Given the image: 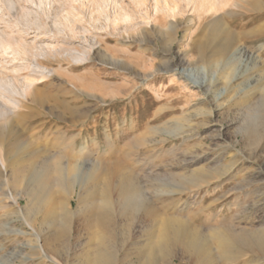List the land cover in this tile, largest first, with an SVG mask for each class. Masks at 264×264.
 I'll return each instance as SVG.
<instances>
[{
	"label": "rangeland",
	"instance_id": "374dc122",
	"mask_svg": "<svg viewBox=\"0 0 264 264\" xmlns=\"http://www.w3.org/2000/svg\"><path fill=\"white\" fill-rule=\"evenodd\" d=\"M44 1L40 7V0H0V30L15 37L23 35L43 49L36 59L29 55L23 62L28 67L20 71L0 54V77L13 83L8 94L21 102L12 116L13 123L5 130L7 143H14L5 146L6 151L9 149V173L32 163L39 165L59 152L67 154V160L73 156L74 163L87 157L93 162L101 159L105 167L116 170V179L131 173L144 191H154L151 184L158 183L159 177L165 179L168 186L164 188L171 191L173 203L156 200L157 221L176 216L183 204L187 210L184 208L181 215L204 233L215 227L264 231V103L259 108L264 102V0H220L217 12L205 14L197 10L198 5L182 3L177 17L162 12L156 20L149 19V26L137 29L147 31L150 39L160 38L158 46L123 38L121 29L114 31L107 21V15L114 12L111 0ZM116 1L137 14L140 22L142 15L152 13L153 0H146L142 8L135 0ZM24 9H31L29 18L43 28H28L20 22L19 28L26 29L20 35L15 24ZM68 15L75 22V37H69L66 30L57 32L61 26L55 19ZM215 19L224 32L217 43H210L208 27ZM173 21L178 24L179 41L165 51L162 29ZM225 39H232L234 52L239 51L227 61L209 62L214 46ZM201 42L203 52L198 47ZM53 46L66 51L52 54L49 50ZM185 50H189L186 58L190 64L179 60ZM83 52L88 57L77 62L73 53ZM110 56L128 62L138 74L109 64ZM166 59H174L175 70L156 72V65ZM36 65L51 70V74L46 76ZM144 73L150 75L145 77ZM247 95L250 97L245 103L244 99L237 103ZM248 104L250 108H246ZM249 109L261 110L254 122L257 134H237L248 121ZM83 150L86 153L82 154ZM223 172L226 174L218 178ZM202 174L209 183L200 180L201 187L193 185L190 180ZM22 178L20 175L16 183L11 180L9 186L0 181V196L10 188L23 189L26 178ZM106 180L104 173L100 185ZM25 204L22 200L21 207ZM84 228L81 231L87 233L89 228ZM7 244L8 251L13 250L14 245ZM215 248L216 243L211 242L216 261Z\"/></svg>",
	"mask_w": 264,
	"mask_h": 264
},
{
	"label": "bare ground",
	"instance_id": "6f19581e",
	"mask_svg": "<svg viewBox=\"0 0 264 264\" xmlns=\"http://www.w3.org/2000/svg\"><path fill=\"white\" fill-rule=\"evenodd\" d=\"M111 2L115 5L114 12L107 15V21L113 26L114 31L121 29L119 33L123 38L145 43L148 46H158L160 38L150 39L147 37V31L137 29L143 25L149 26L151 23L149 19L156 20L159 13L166 12L170 16L177 17V10L182 3L185 6L198 5L197 10L204 12V14L215 13L220 9L221 4L220 0H153L151 4L152 13L147 12V15L145 14L147 17L142 15L143 20L141 19L140 22L135 17L137 14L134 16L126 7L118 6L116 0H111ZM135 2L141 8L146 4V0H135ZM44 4L46 2L40 0V7ZM30 10L24 9L20 21L15 24L18 26L20 35L26 31L25 28H19L20 22L28 28L31 25H36L38 30L43 28V24L29 18L32 13ZM218 19L209 24L207 41L210 43L216 42V39H221L223 35L224 30L220 27ZM54 22L63 27L58 28L57 32L62 33L66 30L65 33L69 37L77 36L75 22L71 16L68 15L59 20L55 19ZM154 26L157 28L156 25ZM131 30L136 31L135 34H131ZM162 30L165 31L164 36L162 35L167 46L165 51H170L174 43L179 41L178 24L173 21L167 29ZM162 30L159 31L162 32ZM3 31L0 30V54L8 58L10 62H14L13 67L16 71L28 67L23 62L29 58V55L36 59L43 53L42 48L29 43L23 35L15 37L14 34ZM26 34L28 35V33ZM184 37L186 34L182 36L183 40ZM203 43H198L201 52L204 50ZM54 46L49 50L52 54L66 51L65 48ZM148 46L142 48L154 50ZM234 47L235 43L232 39L219 43L218 46L215 45L209 62L227 61V58L234 56V53L239 51L238 49L234 52ZM241 50L243 51V49ZM188 52L189 50L182 52L183 55L181 54L179 59L181 63H192L186 58ZM73 54L77 62L88 57L87 53L84 52ZM108 63L119 67L124 66L125 69L138 74L128 62L114 56L109 57ZM173 63L174 59L161 61L156 65L155 71H173L175 70ZM35 67L41 68L42 72L45 71L46 76L51 74V70L42 67V65ZM142 75L147 77L150 74L144 73ZM12 86V82L3 76L0 77V122L5 120L0 125V181L9 186L11 180L15 183L18 182L21 175L26 178V183L23 189L14 188L15 190H13L10 188L1 193L0 196V264H156L157 262L178 264V261L185 262V264H239L241 259L245 260V264H264L263 230H246L242 227L239 229L215 227L204 233L203 230L192 227L190 220H186L181 215L184 208L187 210V207L184 206L183 208V204L176 216L157 221L156 200L158 198L164 201L169 200V205L173 203L171 191L166 189L168 183L163 178L159 177L158 183L151 184L154 191H144L140 185V180L131 173H125L116 179V170L105 167L103 160L93 162L87 157L82 158L84 159L82 162L74 163L73 156H71L72 158L68 156L67 160L65 159L67 154L64 155L62 152L43 159L39 165L32 163L28 167H21L18 172L13 170L9 173V149L6 151L5 146L11 144L13 139H11L12 142L9 140L7 143L4 137L5 130L7 129L6 125L11 126L13 123L12 116L21 106L19 100L10 97L8 94ZM261 87V96H264V83ZM22 95H26L24 91H22ZM249 97V95L241 97L237 103L240 104L243 99L245 103ZM263 103L262 101L259 108ZM246 108H250V105L248 104ZM263 108L264 106L261 110ZM261 110L250 112L249 109L248 121L241 130L237 131V134L256 135L254 122ZM8 122L11 123L7 124ZM184 133L191 136L187 131ZM11 136L10 138L13 137ZM14 139L17 138L14 137ZM12 144L14 145V143ZM17 145L19 148L23 146L20 143ZM25 145L27 147V144ZM29 147L31 148V146ZM30 148V151L33 150ZM84 150L82 154L87 151ZM65 151L63 152L65 153ZM24 153L28 154V151ZM71 153L75 154L76 152L71 151ZM35 154H37L36 151ZM104 173L108 175V180L100 185V179ZM224 174L226 172L220 173L218 178ZM205 177L207 175L202 174L201 177L191 178L190 181L193 185L201 187L200 180L205 184L209 183L208 180L203 179ZM76 187L79 189L78 192L75 191ZM159 187L166 188L160 189ZM74 194H76L75 207L72 203ZM22 200L26 202L25 208L21 207ZM84 227L89 228L87 233L81 231ZM211 242L216 243V261L213 259L214 254L210 250ZM7 243L14 245L13 250L8 251Z\"/></svg>",
	"mask_w": 264,
	"mask_h": 264
}]
</instances>
